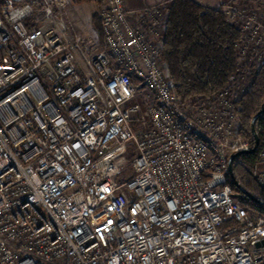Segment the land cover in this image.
<instances>
[{"label": "built area", "instance_id": "1", "mask_svg": "<svg viewBox=\"0 0 264 264\" xmlns=\"http://www.w3.org/2000/svg\"><path fill=\"white\" fill-rule=\"evenodd\" d=\"M100 1L91 54L71 0H0V264H264V214L228 181L230 155L253 146L242 83L184 103L161 40L132 22L153 10ZM237 14L243 64L264 21ZM259 162L264 187V144Z\"/></svg>", "mask_w": 264, "mask_h": 264}, {"label": "trees", "instance_id": "2", "mask_svg": "<svg viewBox=\"0 0 264 264\" xmlns=\"http://www.w3.org/2000/svg\"><path fill=\"white\" fill-rule=\"evenodd\" d=\"M225 7L222 4L212 8L195 0L168 2L162 57L174 89L186 104L209 99L228 83L232 75H236L243 85L236 101L239 132L253 145L252 120L264 108V47L259 48L261 57L248 62L246 59L243 64L240 62L238 44L244 33L234 20L235 14L231 19ZM242 65L251 69L245 78ZM256 127L260 137L258 150L234 159L233 176L229 174L228 181L244 207L250 212L264 214V187L256 175L260 166V149L264 144V112L258 117Z\"/></svg>", "mask_w": 264, "mask_h": 264}, {"label": "rangeland", "instance_id": "3", "mask_svg": "<svg viewBox=\"0 0 264 264\" xmlns=\"http://www.w3.org/2000/svg\"><path fill=\"white\" fill-rule=\"evenodd\" d=\"M226 7L228 11V16L232 19V15L236 13L234 16V20L240 24L241 17L238 18V10H243L246 13L256 12L261 14V19L264 21V0H225ZM70 12L71 20L73 21L77 30L84 36L88 50L91 54H93L99 47L102 46V34L100 30L101 26V1L100 0H92L89 2H78L75 0H71V5L68 7ZM151 13H147L145 17H141L139 13L132 17V22L136 26H138L141 30H143L146 34L150 36H157L158 42H162L163 33H164V24L166 23V18L168 17V9L167 4L158 5L154 8ZM100 23V24H99ZM249 50L248 60L257 59L254 57L256 54H262L260 49L255 52V50ZM246 57V56H245ZM244 57V59H245ZM253 59V61H254ZM244 67V66H243ZM249 66H246L247 72H251ZM249 75V74H248ZM144 92L146 94H151V91L148 88H144ZM139 102L143 106V101L141 97H137L131 101V104ZM247 142H249L247 140ZM133 153L132 148L128 154L129 162L123 169V171L119 174L118 180L121 182L127 181L131 179L134 175V166L133 159L131 155ZM260 166H258L259 168ZM257 168V169H258Z\"/></svg>", "mask_w": 264, "mask_h": 264}, {"label": "crops", "instance_id": "4", "mask_svg": "<svg viewBox=\"0 0 264 264\" xmlns=\"http://www.w3.org/2000/svg\"><path fill=\"white\" fill-rule=\"evenodd\" d=\"M171 0H124L126 7L132 11H140L146 8L156 7L158 5L167 4ZM198 3L209 6L212 8H218L222 4H225V0H195ZM226 5V4H225Z\"/></svg>", "mask_w": 264, "mask_h": 264}, {"label": "water", "instance_id": "5", "mask_svg": "<svg viewBox=\"0 0 264 264\" xmlns=\"http://www.w3.org/2000/svg\"><path fill=\"white\" fill-rule=\"evenodd\" d=\"M264 112V108H262L254 117H253V120H252V133L254 135V144L253 146L250 148V149H247V150H240V151H236V152H233L231 155H230V158H229V167H230V174L233 176V161L234 159L243 154V153H247V152H255L258 150L259 146H260V137H259V134H258V131H257V127H256V121L258 119V117ZM249 196H253L252 194H250L249 192H246ZM254 197V196H253Z\"/></svg>", "mask_w": 264, "mask_h": 264}]
</instances>
